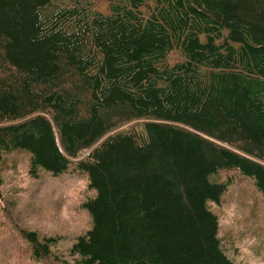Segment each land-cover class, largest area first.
Segmentation results:
<instances>
[{
	"label": "trees",
	"instance_id": "trees-1",
	"mask_svg": "<svg viewBox=\"0 0 264 264\" xmlns=\"http://www.w3.org/2000/svg\"><path fill=\"white\" fill-rule=\"evenodd\" d=\"M15 153L94 191L68 255L20 230L36 263L238 264L214 206L224 172L264 195V0H0V167Z\"/></svg>",
	"mask_w": 264,
	"mask_h": 264
},
{
	"label": "rangeland",
	"instance_id": "rangeland-1",
	"mask_svg": "<svg viewBox=\"0 0 264 264\" xmlns=\"http://www.w3.org/2000/svg\"><path fill=\"white\" fill-rule=\"evenodd\" d=\"M98 7L106 11L108 4L100 1ZM143 122L135 120L118 130L140 127ZM88 153L84 151L81 158ZM0 175V264H53L32 259L30 244L20 233L22 228L60 238L53 248L65 255L91 228L92 218L83 204L94 191L86 176L70 171L55 177L41 169L34 177L24 153L7 157ZM218 178L231 180L222 204L214 206L225 251L238 264H264V195L237 172H224Z\"/></svg>",
	"mask_w": 264,
	"mask_h": 264
}]
</instances>
